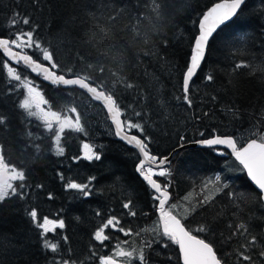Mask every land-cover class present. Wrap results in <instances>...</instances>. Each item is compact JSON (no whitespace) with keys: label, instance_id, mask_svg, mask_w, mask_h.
Segmentation results:
<instances>
[{"label":"trees","instance_id":"1","mask_svg":"<svg viewBox=\"0 0 264 264\" xmlns=\"http://www.w3.org/2000/svg\"><path fill=\"white\" fill-rule=\"evenodd\" d=\"M217 1L0 0V36L35 28L59 65L52 70L66 78L87 77L92 86L103 87L120 106L122 120L126 113L143 123L150 154L163 157L181 145L210 137L213 130L233 137L251 128L264 131V0H245L236 17L213 35L190 82L191 108L183 102L182 76L196 23ZM12 13H19L15 27ZM25 17L29 25L22 23ZM238 64L242 66L237 68ZM9 65L21 78L37 84L49 111L64 115L75 107L84 132L64 131L60 139L64 153L57 155L53 131H46L21 109V92L11 85L0 55V155L8 168L24 172L25 180H15L13 186L27 185L24 199L6 198L0 205V264H51L56 257L67 258L68 248L76 264H98L100 257H111L121 244H129L136 257L143 249L149 264H179L175 245L159 232L151 192L134 173L135 153L111 134L88 125L85 109L77 104L89 102L83 94L47 86L25 69ZM209 74L214 77L211 82L205 80ZM134 111L141 112L143 119ZM85 143L99 152L100 160L83 158ZM169 172V202L186 198V212H172L186 230L210 242L227 264H247L236 257L240 244L246 242L244 236L231 235L244 223L258 238L253 249L258 255L264 248V207L240 167L223 150H181L171 158ZM91 177L96 179L90 197L66 190L68 182L88 183ZM156 179L163 186L165 181ZM228 193L234 194L231 199ZM205 196L210 200L202 205ZM129 200L135 217L123 208ZM32 209L41 220L56 219L57 214L64 220V229L47 234L49 244H58L56 253L41 246L42 230L29 216ZM110 216L120 217L133 234L124 236L106 228L111 239L104 242L106 247L100 246L93 236ZM201 225H209L211 231H199ZM148 242L151 248L146 247ZM129 264L140 262L134 258Z\"/></svg>","mask_w":264,"mask_h":264},{"label":"snow or ice","instance_id":"2","mask_svg":"<svg viewBox=\"0 0 264 264\" xmlns=\"http://www.w3.org/2000/svg\"><path fill=\"white\" fill-rule=\"evenodd\" d=\"M243 5H245V0H223V2L216 3L214 6L209 8L199 20V34L194 38V48L190 57V63L186 67L182 81L183 102L189 108L192 106V100L189 95L190 82L193 80V77L196 75L205 59L206 49L210 38L213 37L214 33H216L217 29L220 28L221 25H224L236 16ZM18 15L19 13H12L13 27H15L17 23L15 17ZM22 23L29 25L30 20L25 17L22 20ZM0 49H2L3 54L8 58V60L4 62V66L7 67L8 74L16 81L21 80V75L17 74L16 68L9 66V61H14L17 66L35 64L37 68H42V71L45 74L44 78L51 79L53 84H62L65 86L78 85L80 88L86 89L89 93H92L96 100H103L108 113L112 114L113 124L116 129L115 135L125 140L129 145H133L143 156V159L139 160L136 166L137 173L147 183L151 190L153 206L158 209L160 219L162 221L163 236L168 237L179 246L183 264H227V261L218 257L213 245L210 242H205L204 239H197L190 233V231L186 230L185 225L181 223V220L172 215L171 209L173 205L168 204V201L171 198L169 191L171 183L170 180L167 179L171 175L168 167L170 166L169 158L167 156L157 157L156 155L150 154V137L146 135L145 127L140 120L133 121L126 113L124 115V119L122 120L121 109L117 104V101L111 94L106 95L103 87L99 85L95 87L91 86L89 78L77 77L66 79L65 75L57 76L53 71H50L49 69H57L59 65L54 60L53 52L49 51L48 48L42 45L35 28H31L28 31L13 33L12 36H0ZM13 49L18 51H14ZM25 50H33L42 54V60L48 62V67H44L42 63L34 60L33 56L28 54ZM241 66L242 65L239 64L236 65L237 68ZM32 70L35 71V69ZM68 71L71 72V69ZM100 71L103 72L104 70L100 69ZM213 79L214 77L211 74L205 76V80L207 82H211ZM25 87L27 88L29 96L32 97L35 93V88L28 83L25 84ZM125 87L132 88L133 85L125 84ZM36 95L38 96L39 94L37 93ZM213 99H215V97H213ZM40 103H44V101L41 99ZM36 106L39 109V103H37ZM20 107L26 110L30 109V100L25 99ZM40 111L42 112L40 118L45 122L50 131L53 129L52 121L55 120L58 123V128L54 133L56 154L63 155L64 147L61 146L60 139L65 127H75L76 131L84 132V128L79 126V114L76 115L75 124L73 125L72 121L67 117L61 120L59 114L56 112ZM70 111L76 113V108L73 107ZM28 114L29 116L38 115L37 112L32 111H29ZM134 115L139 117L141 120L143 119L141 112L134 111ZM132 130H136L138 134H131ZM258 133L259 135H257ZM201 135L203 136L204 134L201 133ZM181 139H183V137H181ZM200 142L208 146L219 145L231 149L232 153L235 154L236 159L240 161L245 169H247L248 175L258 189V199L261 204L264 205V131H260V129L257 128L256 131L252 133V136L248 140L246 146H241L239 148L237 147V140L233 136L216 134L215 130H213V134L209 138L203 139ZM83 148L86 150L83 156L84 159L89 161L93 159L98 161L101 159L99 152H93L90 144H83ZM73 159L79 160L80 157H74ZM145 161H150L151 165L158 167L159 170L154 171L153 166H148L147 170H145ZM7 167L8 166L4 163L3 156L0 155V205L3 204L6 198L18 197L20 199H24L27 195V185L25 183L13 186L10 182L12 180L24 181V172L17 171L13 168L10 175H5L2 170H6ZM154 176L166 178L163 186L157 179L153 178ZM95 179V177H91L88 183H76L74 181L68 182L65 187L66 190H75L80 193L82 197L88 198L93 194L91 184ZM217 179H219V177H217ZM37 187H42V185H38ZM228 195L231 199L234 194L228 193ZM48 198H53L51 193H49ZM209 200L210 198L205 196L201 201V204L203 205L204 203H208ZM166 205H168L167 210L165 207ZM123 208L127 210V215H131L133 217L137 215L131 200L124 203ZM96 215H100L99 211H97ZM29 216L34 222L35 227L42 230L39 233V237L43 242L41 246L43 248L50 249L53 253H56L58 251V244H49L47 234L49 232L54 233L56 229H64L66 226L64 220L59 218V214H57L56 219H50L45 216L41 220L35 209L30 211ZM109 227H111L115 232L122 233L124 236H131L133 234V230L131 228H125V226L121 223L120 217L110 216L106 223H104L103 227L99 228L94 233L93 239L99 242L100 246L106 247L104 242L111 239V237L104 232V229ZM231 227L232 225L230 224L229 228ZM199 231L210 232L211 228L209 225H201L199 227ZM245 233H247V235H245ZM237 234L244 236L246 241L245 243L240 244L239 249L237 250V260L239 262H247V264H264V248H261L258 255L253 254V249L258 247L257 236L253 235L251 230L246 227L244 223L237 225L235 230L231 233L232 236H236ZM136 235H139V232H137ZM63 240L67 243L68 237L64 236ZM125 243H127V241H125ZM151 246V242H148L146 245L147 248H151ZM134 251L135 250L125 252L121 249L116 253V255L133 258ZM67 252V258H64L63 256L56 257L51 264H76V260L72 257L71 249L68 248ZM91 255L95 257L96 253L93 251ZM136 258L139 260L140 264H149L148 257L143 249H141L138 257ZM100 261L101 264H116V261H114L111 257H100Z\"/></svg>","mask_w":264,"mask_h":264},{"label":"rangeland","instance_id":"3","mask_svg":"<svg viewBox=\"0 0 264 264\" xmlns=\"http://www.w3.org/2000/svg\"><path fill=\"white\" fill-rule=\"evenodd\" d=\"M16 50V49H15ZM18 51V50H17ZM28 52V54H31L35 57H37L39 59V61H41L42 63H45L48 65V62L47 61H43L42 60V54L36 52V51H33V50H25ZM10 66V65H9ZM16 68V67H14ZM17 70V68H16ZM6 73H7V76H8V79L11 81V85L14 87V89H16L17 91H20L21 92V100H20V104L21 105L23 103V101L25 99H29L30 100V103H31V108L30 109H23L21 108L28 116V112L29 111H32V112H37L38 115L36 116H29L31 117L32 119L38 121L39 123H41L43 125V128L46 130V131H50L45 122L40 118V116L42 115V112L40 110H43L44 112H47L49 111L47 109V106H46V103L41 95V92L38 90V87H37V84L33 81H31L30 79H28L27 77H22L20 81H16L15 79H13L9 74H8V70H7V67H6ZM17 74H19V71L17 70ZM20 75V74H19ZM28 83L30 84L32 87L35 88V93L33 94L32 97L29 96L28 92H27V88L25 87V84ZM39 94L38 96L36 94ZM39 99V101H37L36 99ZM43 100L44 103H40V100ZM37 103H39V109L37 108ZM78 106L85 109L84 111L86 112L87 116H88V125L92 128H94L95 130H98L99 132L101 133H108V134H111V130L106 122V119L104 117V114L102 113V111L100 110V108L94 104H92L91 102H87L85 104L83 103H80V102H77ZM76 113H73L70 111V109H67L66 110V113H64V115H59L61 120H63L65 117L69 118L71 121H72V124L74 125L75 124V115ZM53 123V129L51 131H53V134L55 133L56 129L58 128V123L53 120L52 121ZM81 127V122H80V125ZM76 131L75 130V127H65L64 131ZM256 131V129H246V130H243L241 132H239L238 134H236V137L235 139L237 140V144L240 145L246 141H248L251 136H252V133ZM259 135V133L257 134ZM52 144H53V149L54 151L56 152V143H55V139H54V135H53V140H52ZM11 168H8L6 170H2L4 172L5 175H10L11 174ZM147 170V168L145 169ZM158 171V170H157ZM156 178H160V179H163L164 181L166 180V178L164 177H157V176H154ZM15 180H12L10 181L12 184ZM168 204L170 205H173L171 211L174 212V213H178V212H181L182 214H184L186 212V198H183L181 199L180 201H177V202H168ZM166 207V210L168 208V205L165 206ZM185 209V210H184ZM123 250L125 252H128V251H133L132 250V247L129 246V244H121V245H118L114 251H113V254L111 256V258L116 261V264H129V261L131 259H134L136 258V256L134 255L133 258H129V257H126V256H120V255H116V253L120 250ZM135 254V253H134ZM98 264H101V261L98 263Z\"/></svg>","mask_w":264,"mask_h":264},{"label":"water","instance_id":"4","mask_svg":"<svg viewBox=\"0 0 264 264\" xmlns=\"http://www.w3.org/2000/svg\"><path fill=\"white\" fill-rule=\"evenodd\" d=\"M220 2H223V0H220V1H217V2H215V3H213V4H211V5H210L209 7H207L206 10L201 14V16L199 17V19H198V21H197V23H196V35L194 36V38L199 34V20L201 19L202 15H203L205 12H207L209 8H211L212 6H214L216 3H220ZM238 12H239V11H238ZM235 17H236V16H234L231 20H229L228 22H226L224 25L230 23ZM224 25H221L220 28L223 27ZM220 28H218L217 31H218ZM217 31H216V32H217ZM214 34H215V33H214ZM194 38H193L192 43H191V47H190V52H189V57H188L187 66H188L189 63H190V57H191V54H192V51H193V48H194ZM210 39H211V38H210ZM13 50H14V51H17V50H15V49H13ZM0 55H1L2 59L4 60V62L8 60V58L3 54L2 49H0ZM9 64L14 65V66H17V65L15 64L14 61H9ZM42 64H43V63H42ZM43 66H44V67H48L47 64H43ZM187 66H186V67H187ZM19 67L25 69V70L28 72L29 76H31V77H35V78H38L39 81H40L41 83H43V84H45V85H47V86H50V87H60V88H63V89L73 88V89L77 90L78 92H80L81 94H83L89 102H91L92 104L98 106V107L100 108V110L102 111V113L104 114V117H105V119H106V122H107V124H108V126H109V128H110V130H111V135H112V137H113L115 140L119 141V142H120L122 145H124L126 148L131 149V150L135 153V155H136V157H137V162H136V164H135V166H134V173H135V175L137 176V178H138L142 183H144V184L147 186L148 190L151 192V190H150L149 186L147 185V183L142 179V177L137 173V170H136V166H137L139 160L143 159L142 154H140L139 151H138V149L135 148L133 145H129L125 140H123V139H121L120 137H117V136L115 135V130H116V129H115V126H114V124H113L112 114L108 113L107 108H106V106H105V102H104L103 100H96V99L94 98V95H93L92 93H89L86 89H82V88H80L78 85L65 86V85H62V84H61V85L53 84L52 81H51V79H45V78H44V75H45V74L43 73L42 68H37V67L35 66V64H30V65H27V66L20 65ZM32 69H35V71H33ZM49 70H50V71H53L52 69H49ZM198 70H199V69H198ZM185 71H186V69H185ZM185 71H184V73H185ZM53 72H54V71H53ZM197 72H198V71H197ZM38 73H39V75H38ZM54 73H55V72H54ZM184 73H183V76H184ZM55 75H57V74L55 73ZM57 76H58V75H57ZM183 76H182V81H183ZM65 78H66V77H65ZM69 78H77V77H68V78H66V79H69ZM193 78H194V77H193ZM91 86H92V85H91ZM182 92H183V91H182ZM37 101H38V99H37ZM121 119H122V117H121ZM131 134H132V133H131ZM122 135H123V134H122ZM208 138H209V137H208ZM234 138H235V137H234ZM205 139H206V138H205ZM202 140H203V139H201V140H197V141H194V142H192V143H188V144H186V145H184V146H181V147H179V148L174 149V150H173L172 152H170V154L167 156V157L169 158V161L171 160V156L174 155V154H176V152L179 151L180 149H185V148H199V149H219V150H223V151L227 154V156H229V157H230V158H231V159H232V160H233V161H234V162L240 167V169H241V171H242V173H243L245 179L247 180V182H248V183L250 184V186H251V187H252V188L258 193V189L256 188L254 182L251 180L250 176L248 175V173H247V169H245L244 166L240 163V161L236 159L235 154L232 153V150H231V149H228V148H226L225 146H219V145L208 146V145H205V144L201 143L200 141H202ZM247 142H248V141H246L245 143H243L241 146H246ZM241 146H238V145H237L238 148L241 147ZM148 166H153L154 171L159 170L158 167H156V166H154V165H151V162H150V161H145V169H146ZM153 178L156 179L155 177H153ZM258 194H259V193H258ZM262 206L264 207V205H262ZM155 215H156V218H157V223H158V229H159V232L161 233V235H163V234H162V233H163L162 221H161V219H160V215H159V212H158V209H157V208H156V211H155ZM172 215H173V214H172ZM177 219H178V218H177ZM181 223H182V222H181ZM165 237H166V236H165ZM167 238H168V237H167ZM196 238H197V237H196ZM168 239H169V238H168ZM197 239H199V238H197ZM170 241H171V240H170ZM171 242L175 245L176 252H177V256H178L179 264H183L182 255H181V253H180V251H179V246H178L177 244H175L173 241H171Z\"/></svg>","mask_w":264,"mask_h":264},{"label":"bare ground","instance_id":"5","mask_svg":"<svg viewBox=\"0 0 264 264\" xmlns=\"http://www.w3.org/2000/svg\"><path fill=\"white\" fill-rule=\"evenodd\" d=\"M184 145H186V144H184ZM184 145H181V146H184ZM181 146H180V147H181ZM185 149H194V148H185ZM185 149H180L179 151L176 152V154H178L181 150H185ZM174 155H175V154H174ZM174 155H172L171 158H172ZM168 167H169V166H168ZM199 239H200V238H199Z\"/></svg>","mask_w":264,"mask_h":264}]
</instances>
